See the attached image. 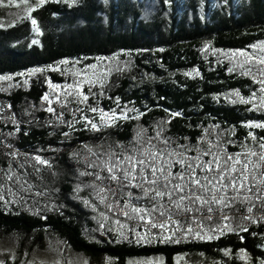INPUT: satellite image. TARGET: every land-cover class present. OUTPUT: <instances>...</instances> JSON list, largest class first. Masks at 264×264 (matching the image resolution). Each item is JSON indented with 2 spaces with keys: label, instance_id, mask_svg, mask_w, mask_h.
Wrapping results in <instances>:
<instances>
[{
  "label": "trees",
  "instance_id": "obj_1",
  "mask_svg": "<svg viewBox=\"0 0 264 264\" xmlns=\"http://www.w3.org/2000/svg\"><path fill=\"white\" fill-rule=\"evenodd\" d=\"M32 17L40 31L38 44L27 22L0 28V75L32 72L63 59L89 63L95 57L131 53L135 71L112 81L99 96L106 102L119 98L145 104L147 112L127 123L122 133L116 128L81 133L79 139L84 143L74 151L76 145L68 146V153L79 151L74 162L59 157L52 166L39 167L28 155L13 157L0 151V172L14 167L31 183L45 184L47 187L40 185L37 191L52 197V204L41 213L9 211L0 203V239L15 237L20 248L33 251L55 235L88 256L91 264H103L108 258L113 264H128L130 258L156 255L174 264L176 257L194 254L216 258L212 264H225L224 250L234 255L230 264H242L236 258L241 249L252 264H261L264 226L196 247L146 249L114 242L110 219L106 223L109 229H100L105 222L100 212L107 215L97 205L95 185L82 162L88 160L95 167L108 159L106 153L123 155L141 148L134 131L137 134L154 125L192 135L201 123L225 133L223 141L246 137L250 143L244 124L264 122V110L231 105L222 96L234 91L249 95L255 87L253 81L230 72L227 64L206 60L202 48L210 43L219 51H244L263 41L264 0H71L48 3ZM196 68L201 74L190 76ZM48 75L54 82L63 80L57 73ZM46 90L44 77L37 76L30 91L15 94L14 108L32 102L40 109ZM259 133L264 136V131ZM45 136L46 131L40 129L31 140L44 142Z\"/></svg>",
  "mask_w": 264,
  "mask_h": 264
},
{
  "label": "built area",
  "instance_id": "obj_2",
  "mask_svg": "<svg viewBox=\"0 0 264 264\" xmlns=\"http://www.w3.org/2000/svg\"><path fill=\"white\" fill-rule=\"evenodd\" d=\"M227 52L231 50H226ZM118 54L112 56H102L93 58L92 62H85V60H71L77 66H79L78 74L72 75L66 80L60 82H54L51 78H47L48 82L58 87L53 91L57 92V95H51L50 89H47L45 94H48L49 100L45 101L41 98V108L38 109L32 102L25 108L15 109L13 104V98L15 94L19 92H28L31 90L33 81L32 74H15L13 76H5L4 83L0 82V151L9 156L28 155L32 158L34 163L39 167L52 166L59 157H63L66 160H72L77 153H68L69 145H76V143H84L79 139V135L84 132L94 131L92 130L88 121H92L99 125L100 130H106L110 128H116L120 133L125 131V119L120 118L121 114H126L130 117L132 114H145L147 109L143 107L145 104L136 105L134 102H125L117 98L114 101L106 102L102 98H91L90 93H96L101 91V86L97 79H89L87 74L100 75L107 68V61L109 58L116 57ZM235 62L231 61L229 69L234 68ZM257 67L261 70L264 65H260L256 61ZM95 65V67H90ZM248 66H242L240 69V75L243 78H250L251 72ZM36 70H34L35 72ZM196 76L201 72L198 68L194 69ZM231 72V71H230ZM249 74L245 75L244 73ZM190 76H192L189 73ZM10 77V79H7ZM254 83L259 84L260 79H251ZM68 85H72V88H68ZM76 85H80L79 88ZM78 89L80 91H86L88 93V100L84 104L68 105L63 100V90ZM65 91V90H64ZM89 91V92H88ZM253 92L259 94L261 92L259 86H255ZM42 96V97H43ZM48 107L54 109L53 112H48ZM91 108L103 109L105 112L111 113L115 110L117 119L112 126H104L100 122V113L90 111ZM215 126H201V123L197 125V133L190 135L189 133L182 132H169L164 130L160 126H150L140 129L139 140L141 148L148 147V141L151 139V144L158 148H163L166 151L175 150L177 152L183 151L179 146L184 145L192 151L187 152L188 156H195L196 147L206 149L208 142L213 145H218L219 149L229 153H244L246 149H254L259 151L258 144L261 141V137L248 135L251 140L248 143V139L244 137L242 140H228L223 141L215 129ZM17 129H19L17 131ZM44 129L46 131L44 142H33L31 139L37 133L38 130ZM157 132L160 136H157ZM67 133V135H65ZM136 134V136H137ZM233 137V136H231ZM29 139V142L26 141ZM164 140H168V144L163 143ZM217 149L214 148L213 151ZM39 156L41 159L46 160L47 164H40L36 161L35 157ZM204 159H211V157H204ZM255 159V157H253ZM77 163V162H75ZM83 168L87 173H92L89 177L92 179L95 185V198L97 205L100 206L107 217L111 221V240L114 242H123L128 246L156 249L161 247H182V246H199V242L214 243L222 238L228 237L232 234L241 235L244 232L257 230L259 227L264 226V209H261L259 201H253L255 207L252 213H247L246 209L251 206L248 202L243 204L237 202L235 207L228 211V215L231 217L227 221H222L219 217V213L213 222L207 221L205 218L203 229L200 228L199 223L192 224L193 233L183 235L181 232H175L172 236V242H165L163 236L172 235L171 232H161L159 228L146 227L143 221L137 219H126L120 214V209L113 207L109 209L108 204L113 203L114 197L111 193H101L100 187L108 185L107 180H96L95 174L100 173L102 176H106L107 173L101 172L103 164L99 166H91L88 160L82 162ZM179 170V166L174 171ZM111 189L116 190L117 185L112 182ZM127 189L123 192L121 200L127 199ZM135 195H140L138 189H132ZM107 196V199L102 201L101 196ZM167 206V205H166ZM238 209V211H237ZM207 214H205L206 216ZM251 216V219H243L244 216ZM181 223L183 224V218ZM119 221V223H117ZM227 225V227H225ZM173 230L174 225L170 226ZM242 229H247L243 231ZM187 231V225H184V232ZM196 231H201V234L207 233L213 236V239H199L195 236ZM251 231V233H252ZM148 232L146 240L137 243V233L144 235ZM179 243H176V240Z\"/></svg>",
  "mask_w": 264,
  "mask_h": 264
},
{
  "label": "snow or ice",
  "instance_id": "obj_3",
  "mask_svg": "<svg viewBox=\"0 0 264 264\" xmlns=\"http://www.w3.org/2000/svg\"><path fill=\"white\" fill-rule=\"evenodd\" d=\"M23 2L27 4V0ZM44 3L45 0H37L35 7H41ZM34 10L35 8L31 6L27 8L29 13ZM28 18L31 19L30 16ZM31 22L34 26L37 23L35 19ZM252 47H259L261 52H264V41ZM239 55L245 58L246 63L256 60L260 65H264V55L250 56L244 51H240ZM90 67H95V65ZM260 72L264 74V68ZM0 79L5 78L0 77ZM259 83L264 85V80ZM49 87L58 86L49 83ZM67 87L72 88L73 86L68 85ZM76 87L79 88L80 85ZM261 91L264 92V87ZM80 95L83 94L80 93ZM236 95L239 97L238 91ZM42 99L51 104L48 94H45ZM87 100L88 96H83L82 102ZM240 101L248 102L243 97H240ZM261 106L264 107V98H262ZM47 111L53 112L54 109L48 107ZM90 111L100 113V122L104 126H112L117 119L115 110L108 113L103 109L91 108ZM172 115L176 116L180 113ZM120 118L129 119L126 114H121ZM88 123L92 130H100L98 124L92 121ZM247 126L264 128V123L249 122ZM139 136L140 133L137 134V139ZM157 136H160L159 132ZM253 139L256 138L253 136ZM260 139L264 141V137ZM163 143L167 145L168 140H164ZM148 144V147L133 148L131 152L123 155L114 151L106 153L108 159L104 161L101 172L106 171L107 175L102 176L96 173L95 179L109 181L108 185L100 187L101 193H111L114 197L113 203L108 204L109 209L118 208L121 210L120 214L126 219L143 221L146 227L159 228L162 233L171 232L172 235L163 236L165 242H172L175 232H181L185 236L193 233L192 224L194 223H199L200 228L203 229L205 218L213 222L217 213L222 221L229 220L231 217L226 210L231 211L237 202L241 204L248 202L251 205L247 207V213L253 212L255 207L253 201H259L261 209H264V142L258 144L259 151L246 149L244 153L229 154L209 141L206 149L196 147L195 156H188L187 152L192 149L184 145L179 146L183 151L177 152L158 148L151 144V139ZM214 148L217 150L213 151ZM209 156L211 159H204ZM35 159L40 164L48 163L39 156ZM177 165L179 170L174 171ZM85 174L92 175V173ZM11 178L9 176V179ZM112 182L117 185L116 190L111 189ZM125 189L128 190V198L121 200ZM132 189H138L140 195H135ZM106 199V195L101 196L102 201ZM180 218H183V224ZM243 219H251V216L246 215ZM171 225L175 226L174 230L170 227ZM184 225H187L186 232H184ZM137 236V243H139L147 239L148 232L144 235L137 233ZM195 236L199 239H213V236L207 233L201 234V231H196ZM175 242L180 241L177 239ZM241 253L243 255L240 258L246 260L245 250L241 249ZM0 264H3V261H0ZM148 264H153V262L149 261ZM159 264H163V261H159ZM261 264H264V261H261Z\"/></svg>",
  "mask_w": 264,
  "mask_h": 264
},
{
  "label": "rangeland",
  "instance_id": "obj_4",
  "mask_svg": "<svg viewBox=\"0 0 264 264\" xmlns=\"http://www.w3.org/2000/svg\"><path fill=\"white\" fill-rule=\"evenodd\" d=\"M62 1L71 0H45L43 6L51 2L58 3ZM36 3L37 0H27V4H25L23 0H0V28L18 26L27 22L28 24H31L35 44H38L40 31L36 30L38 29L37 24L34 26L31 20L33 19V13L43 6L36 8ZM29 6L35 8V10L31 13L27 11ZM29 16L31 19L28 18ZM260 42H257L254 45H259ZM240 51L242 50L229 52L215 50L210 43H206L202 48V53L206 60L213 59L216 64H227L229 66L230 62L233 61L235 62V65L231 72L238 74L240 77V69L242 66H248L251 72V79H260V81L264 80V74H261L260 69L257 67L256 60L246 63L245 58L239 55ZM244 52L248 53L250 56L256 57L264 55V52H261L259 47L254 48L251 46L248 50H244ZM105 61H107V68L104 72H101L100 75L94 76L87 74L89 79H97L101 86V91L90 93L92 95L91 98H99V95L104 94V89L108 88V86L112 84V81L122 77L123 75H130L132 71H135V55L131 53H120L116 57L109 58ZM85 62L87 61L85 60ZM78 69L79 66L71 60L63 59L55 64L39 67L37 69L38 71L36 70L35 72L34 70L32 72L27 71L26 74H32L33 78H37L39 75L43 76L46 81L47 89H50V94L57 95V92L53 91L54 88L49 87L50 82L47 80V78H49L48 74L57 73L59 76H62L64 80H66L70 76L78 74ZM189 73L192 76L197 75L194 70H191ZM0 77L5 78L4 75H0ZM144 81H148V77L146 75L144 77ZM0 82L4 83V79H0ZM254 86H259L260 90L264 87V85H261L260 83H254ZM64 90L62 91L63 95L61 94V96L65 103H85V101L82 102V100L83 96L88 95L86 91L74 89L73 92H67V89ZM253 90L254 89L249 92V95H244L239 92V97L236 95V91L229 92L228 94L222 96V100L231 105H247L251 110L262 111L264 110V107L261 106V101L262 98H264V92L261 91L259 94H255V96H253ZM80 93L83 95H80ZM240 97H243L244 100H247L248 102L242 103L240 101ZM249 122L264 123L262 121ZM249 122L245 123L244 126L249 133H252L250 136H262L259 132L264 131V128L248 127L247 125ZM216 131L219 132L218 130ZM134 136L137 139L136 131H134ZM219 136L221 138L226 137L223 132L222 134H219ZM9 176L12 178L9 179ZM40 185L47 187L43 183H31L25 173L14 167L6 168L0 172V203L3 205L5 210L9 211L27 210L34 213H41L52 204V197L49 193H46L48 194L46 195L45 193L37 191V188H42ZM50 185L53 187V184ZM92 208L93 206H91V209ZM100 215L104 218L103 220H105L103 223L104 225H102L100 229H109V225H106L109 218L102 212H100ZM101 233L103 232L101 231ZM222 254L226 258L225 264H230V261L234 257L232 252L230 250H224ZM242 255L243 253L241 252L236 254L238 262H241L242 264H252L248 255L246 260L240 258ZM213 259L216 260L214 257H207L201 254L180 255L176 257L174 264H212L214 262ZM161 260L163 261V264H167L165 258L161 255L130 258L128 259V264H148L149 261L153 262V264H159V261ZM0 261H3V264H91L88 256L82 252L73 250L65 241L55 235H50L45 241L43 247L36 248L33 251L20 248L19 241L15 237L0 239ZM103 264H113V260L108 258L103 260Z\"/></svg>",
  "mask_w": 264,
  "mask_h": 264
},
{
  "label": "bare ground",
  "instance_id": "obj_5",
  "mask_svg": "<svg viewBox=\"0 0 264 264\" xmlns=\"http://www.w3.org/2000/svg\"><path fill=\"white\" fill-rule=\"evenodd\" d=\"M24 73L26 74L27 72H21V73H16V74H24ZM13 75H15V74H10V75H7V76H13ZM141 116H142V114H132L129 117V119H125V125L127 123H129L130 121L134 120V119L140 118ZM79 145H80V143L76 144V146L73 148L72 151H74L77 148V146H79ZM69 153H72V152H69ZM254 234H257V232L255 231ZM204 244H206V242H199V245H204ZM182 247L184 248V247H196V246H182Z\"/></svg>",
  "mask_w": 264,
  "mask_h": 264
},
{
  "label": "water",
  "instance_id": "obj_6",
  "mask_svg": "<svg viewBox=\"0 0 264 264\" xmlns=\"http://www.w3.org/2000/svg\"><path fill=\"white\" fill-rule=\"evenodd\" d=\"M7 74H9V73H7ZM5 75V74H4Z\"/></svg>",
  "mask_w": 264,
  "mask_h": 264
}]
</instances>
